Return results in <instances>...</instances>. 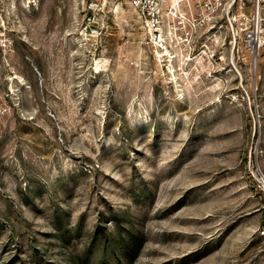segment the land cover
<instances>
[{
  "label": "rangeland",
  "instance_id": "374dc122",
  "mask_svg": "<svg viewBox=\"0 0 264 264\" xmlns=\"http://www.w3.org/2000/svg\"><path fill=\"white\" fill-rule=\"evenodd\" d=\"M86 1L0 0V264H264V0L172 65Z\"/></svg>",
  "mask_w": 264,
  "mask_h": 264
},
{
  "label": "built area",
  "instance_id": "2783aa9c",
  "mask_svg": "<svg viewBox=\"0 0 264 264\" xmlns=\"http://www.w3.org/2000/svg\"><path fill=\"white\" fill-rule=\"evenodd\" d=\"M111 0H87L81 34L99 33L106 20L100 12ZM135 8L157 49L171 65L177 61H198V50L210 45L214 36L229 30L235 37L244 30L246 0H125ZM257 14L260 9L257 8ZM240 30V31H239ZM246 35V29L242 32ZM231 41V43H232ZM246 41V40H245ZM223 44H226L225 40ZM254 52L258 46L256 28L248 34ZM205 51V50H204ZM215 53H212L214 57Z\"/></svg>",
  "mask_w": 264,
  "mask_h": 264
},
{
  "label": "flooded vegetation",
  "instance_id": "af4514ba",
  "mask_svg": "<svg viewBox=\"0 0 264 264\" xmlns=\"http://www.w3.org/2000/svg\"><path fill=\"white\" fill-rule=\"evenodd\" d=\"M207 47H209V45H208ZM205 51H206V50H205Z\"/></svg>",
  "mask_w": 264,
  "mask_h": 264
}]
</instances>
